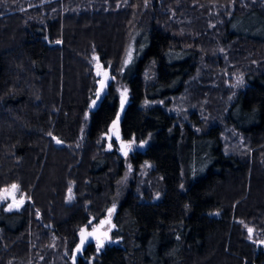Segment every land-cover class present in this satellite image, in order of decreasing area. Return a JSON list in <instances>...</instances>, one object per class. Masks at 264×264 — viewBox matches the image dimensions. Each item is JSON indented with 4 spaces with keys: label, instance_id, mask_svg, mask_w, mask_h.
<instances>
[{
    "label": "trees",
    "instance_id": "obj_1",
    "mask_svg": "<svg viewBox=\"0 0 264 264\" xmlns=\"http://www.w3.org/2000/svg\"><path fill=\"white\" fill-rule=\"evenodd\" d=\"M94 53L113 78L87 115ZM121 86V135L149 142L127 158L114 136L107 149ZM128 166L119 244L76 262ZM12 184L24 203L0 206V264H264V0H0V190Z\"/></svg>",
    "mask_w": 264,
    "mask_h": 264
},
{
    "label": "rangeland",
    "instance_id": "obj_2",
    "mask_svg": "<svg viewBox=\"0 0 264 264\" xmlns=\"http://www.w3.org/2000/svg\"><path fill=\"white\" fill-rule=\"evenodd\" d=\"M137 36L135 35L134 38H133V41L131 42L130 46H129V49H128V52H127V57H126V61H125V64H124V69L127 68V66H129L133 60V57H134V51H135V38ZM129 52H131V59L129 60ZM92 62H93V67H94V70H95V73H96V76L98 78V88H97V91H96V94H95V98L93 101H95V103H93V101L91 102L90 104V107H89V110L87 112V115H89L92 111H94L100 104L104 94L106 93L107 91V86L110 84L111 80H112V75L110 73V70L107 69V68H104V66L102 65L100 59H99V56L98 54L94 53L92 55ZM238 78L239 79H242V83H238ZM103 80L104 81V85H103V89L101 90V84L99 83V81ZM233 83V87H231L233 89V96L234 95H237L239 93V91L243 90L246 86H245V83H244V79H243V76H238V77H235L234 78V81L232 82ZM230 86V85H229ZM126 91V95L124 97V105L123 107H121V99H122V93H124ZM99 92V96H97V93ZM222 92V91H221ZM119 95H120V108H119V112H118V115H117V118L115 120V122H119L123 116V113L127 107V105L129 104L130 102V90L129 88L125 87V86H121L119 88ZM221 94H225V91H223ZM175 107V106H173ZM177 107V105H176ZM180 109V108H179ZM114 122V124H115ZM107 149L108 150H112L113 149V143H112V140H113V136L110 135V134H107ZM148 141L147 140H144V141H140V142H137V141H127L126 145L124 146V152H127V155H124V158H127V156L131 155L132 153H135L136 151H144L146 149V147L148 146ZM119 144V142H118ZM120 150V148H118V151ZM129 163V162H128ZM128 171H127V174L125 175V178H123V180L121 181L120 183V187H119V190H118V198L115 199L114 203L112 204V206L108 209L107 211V214L104 218V220L106 218H113L115 216V213L117 211V208H118V205L120 203V199L125 195V193L128 191V187L129 185L131 184V182L133 181V171H132V168L130 166H128ZM72 196V195H71ZM70 196V197H71ZM20 198H22L21 196H19L18 192L15 194V200L13 199H6V200H0V206H5V210L6 211H9V212H12L15 209V205L18 203V200H20ZM24 199V198H23ZM12 205L11 208L9 207V205ZM112 210L111 212H109V210ZM18 210V209H17ZM101 220V219H100ZM98 221V222H94L93 219L92 221L90 222V225L89 226H86L85 230H87L88 232L92 231L93 229H95L101 221ZM103 220V219H102ZM109 226H110V222H107L104 226H103V229L104 230H107L109 229ZM100 240H103L104 241V244H103V247H101L99 250H97V241L94 240L92 243H90V246H93L94 249H95V252L97 254L101 253L102 250L107 246V245H113V244H119V240L117 239H110V240H107L105 237H102ZM260 241H264V239L260 240ZM260 241L257 242V244L263 246L264 248V243H260ZM81 254V253H80ZM80 254H78L77 256H75V261L78 262L80 259H81V256Z\"/></svg>",
    "mask_w": 264,
    "mask_h": 264
},
{
    "label": "water",
    "instance_id": "obj_3",
    "mask_svg": "<svg viewBox=\"0 0 264 264\" xmlns=\"http://www.w3.org/2000/svg\"><path fill=\"white\" fill-rule=\"evenodd\" d=\"M110 134L112 136H114L115 140H117L119 142V146H120V151H121V155L124 156L125 152H124V146L126 145L127 141L123 139L121 132H120V121L119 122H115V124L113 123V125L110 128ZM15 200V199H13ZM24 203V199H20L18 200V203L15 205V209H19L20 206ZM104 223L103 224H99L95 229H93L92 231L88 232L87 230H85L83 233L80 232V243L77 246V248H80V251H77V248L75 249L76 254H80L82 253L83 249L90 243H92L94 240H100L102 237H105L107 240L111 239V231L114 229V224L112 222V218H106L105 220H102ZM110 222V226L109 229L104 230L103 226L107 223ZM87 233H92V236L89 237L85 243L83 245H81V237L82 235H87Z\"/></svg>",
    "mask_w": 264,
    "mask_h": 264
},
{
    "label": "snow or ice",
    "instance_id": "obj_4",
    "mask_svg": "<svg viewBox=\"0 0 264 264\" xmlns=\"http://www.w3.org/2000/svg\"><path fill=\"white\" fill-rule=\"evenodd\" d=\"M131 59V52H129V60ZM127 63V61H126ZM99 83L101 84V90L103 89V85H104V81L101 80L99 81ZM238 83H242V79L238 78ZM126 91L124 93H122V99H121V107H123L124 105V97L126 95ZM97 96H99V92L97 93ZM93 103H95V101H93ZM57 143H60L59 140L56 141ZM125 155H127V152L124 153ZM19 191V186L16 184H12L10 186V188H5L0 190V200H6V199H15V194ZM69 192H71V189H69ZM11 204L9 205V207L11 208ZM112 210L110 209L109 212H111ZM101 224H103L104 222L101 221ZM82 233L85 231L84 229L81 230ZM249 232V237L251 238V234L253 232V230L251 228L248 229ZM92 236V233H87V235H82L81 237V245H83L85 243V241ZM260 243H264V241H260ZM104 241L103 240H97V250H99L101 247H103ZM77 251H80V248H77Z\"/></svg>",
    "mask_w": 264,
    "mask_h": 264
}]
</instances>
